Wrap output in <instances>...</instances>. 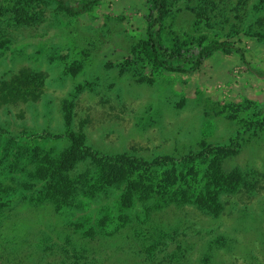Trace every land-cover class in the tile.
Returning a JSON list of instances; mask_svg holds the SVG:
<instances>
[{"label":"rangeland","instance_id":"obj_1","mask_svg":"<svg viewBox=\"0 0 264 264\" xmlns=\"http://www.w3.org/2000/svg\"><path fill=\"white\" fill-rule=\"evenodd\" d=\"M148 1L0 0V264H264V77L155 67ZM165 8L167 49L241 40L264 71V0Z\"/></svg>","mask_w":264,"mask_h":264},{"label":"trees","instance_id":"obj_2","mask_svg":"<svg viewBox=\"0 0 264 264\" xmlns=\"http://www.w3.org/2000/svg\"><path fill=\"white\" fill-rule=\"evenodd\" d=\"M51 1L56 2L59 5V7L77 16L91 11L93 7L100 5L105 0H75V6L70 4L67 0H51ZM148 9H149V15L146 20L147 42L145 44L144 52L147 58L151 61V63L155 67L171 73L183 74V73L195 72L213 53L221 51L227 54L238 55L251 73L259 77H264V71L263 72L257 71L251 66L245 48L240 46V43L242 42L241 40L237 42H231V41H220L217 39H210V40L207 39L204 41L203 39L198 44L191 43L190 45L176 46L174 49L171 50L167 49L165 43H163V38L160 33V27L162 26L163 21L165 20L166 17L165 0H149ZM182 60H184L183 64H181ZM174 61L179 62L178 65L174 64L173 63ZM69 157L70 156L68 155L65 158V160L69 161L73 158V157L72 158ZM174 163L176 164V161H174ZM63 169L64 168L60 170V172H62L61 175L66 174L67 175L66 177H68L70 173L64 171ZM65 170L70 171L72 170V168L71 166H68L67 169ZM66 206L68 205L62 204L61 208H65ZM134 222L135 220L131 218L128 224H130L133 228ZM142 224L143 223H140V225ZM90 230L91 229L82 230L84 231L82 233H85L84 237L80 236V238L76 239V241L73 240V254L76 255L74 257L69 256L67 252H65V257H63L60 260L62 263L65 262L66 260L71 261V263H77V260L79 261L85 257L84 255L85 249H82L83 246V241H81L82 239L88 238L89 240H91L96 238L95 241L99 242L100 237ZM179 231L180 229L174 230L170 232V234H166L165 238L160 239V241L155 245V247L153 248V252L161 248L163 245H166L170 240V235L180 236ZM54 237H56V239L59 240L57 236H53V238ZM134 237L136 240L137 236L134 235ZM67 247L70 250L71 247L70 242L65 247V249ZM57 250L58 249H56V251ZM46 257L47 256H45V258Z\"/></svg>","mask_w":264,"mask_h":264}]
</instances>
